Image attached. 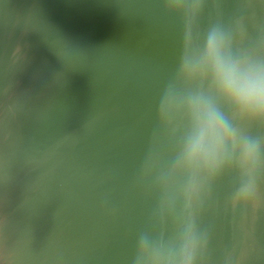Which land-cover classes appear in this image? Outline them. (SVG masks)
<instances>
[{"label":"water","instance_id":"1","mask_svg":"<svg viewBox=\"0 0 264 264\" xmlns=\"http://www.w3.org/2000/svg\"><path fill=\"white\" fill-rule=\"evenodd\" d=\"M210 32L264 69V0H0V264H264V122L184 77ZM198 95L254 164L178 167Z\"/></svg>","mask_w":264,"mask_h":264},{"label":"clouds","instance_id":"2","mask_svg":"<svg viewBox=\"0 0 264 264\" xmlns=\"http://www.w3.org/2000/svg\"><path fill=\"white\" fill-rule=\"evenodd\" d=\"M210 77L215 96L232 110L235 117L264 122V69L253 67L234 57L230 42L221 34L210 32L205 41L204 67L199 73L186 71L184 77ZM191 130L186 138L177 165L189 173L197 170L215 177L228 166V148H239L243 161L254 164L257 145L251 139L241 140L232 124L216 103L203 95L191 96L187 103ZM251 198L242 190L233 201Z\"/></svg>","mask_w":264,"mask_h":264}]
</instances>
